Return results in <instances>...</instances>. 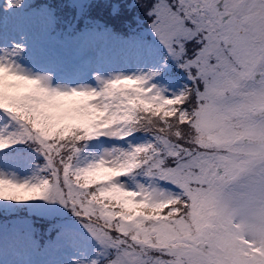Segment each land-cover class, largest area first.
Instances as JSON below:
<instances>
[{
	"label": "snow or ice",
	"instance_id": "snow-or-ice-1",
	"mask_svg": "<svg viewBox=\"0 0 264 264\" xmlns=\"http://www.w3.org/2000/svg\"><path fill=\"white\" fill-rule=\"evenodd\" d=\"M72 7L32 11L83 51L122 39ZM135 7L128 71L0 47V264H264V0Z\"/></svg>",
	"mask_w": 264,
	"mask_h": 264
},
{
	"label": "rangeland",
	"instance_id": "rangeland-1",
	"mask_svg": "<svg viewBox=\"0 0 264 264\" xmlns=\"http://www.w3.org/2000/svg\"><path fill=\"white\" fill-rule=\"evenodd\" d=\"M30 1L26 0L27 5ZM6 3L7 0H0V47L9 42L22 43L26 38L25 57L34 70L53 71L69 83L90 79L94 74L130 70L135 52L127 42L130 38L108 40L95 50L83 51L78 40L60 44L44 31L42 21L26 8L6 11Z\"/></svg>",
	"mask_w": 264,
	"mask_h": 264
},
{
	"label": "trees",
	"instance_id": "trees-1",
	"mask_svg": "<svg viewBox=\"0 0 264 264\" xmlns=\"http://www.w3.org/2000/svg\"><path fill=\"white\" fill-rule=\"evenodd\" d=\"M74 2L77 0H31L26 11L33 12V8L46 6L49 12L63 24V22H70L74 15L75 9L72 7ZM82 2L88 5L92 17L103 21L119 37H122L118 40H127L139 30L136 19L139 9L135 7V0H82ZM116 8H118V12L114 14ZM51 37L60 44L75 40L70 39L64 33L52 34Z\"/></svg>",
	"mask_w": 264,
	"mask_h": 264
}]
</instances>
